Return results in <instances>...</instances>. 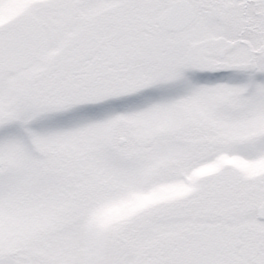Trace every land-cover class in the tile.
<instances>
[{"label": "snow or ice", "instance_id": "obj_1", "mask_svg": "<svg viewBox=\"0 0 264 264\" xmlns=\"http://www.w3.org/2000/svg\"><path fill=\"white\" fill-rule=\"evenodd\" d=\"M0 264H264V0H0Z\"/></svg>", "mask_w": 264, "mask_h": 264}]
</instances>
